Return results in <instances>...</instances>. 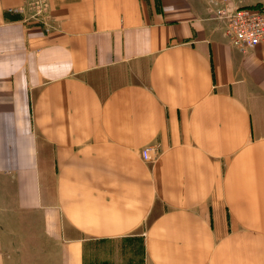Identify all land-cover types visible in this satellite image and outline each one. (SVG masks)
Listing matches in <instances>:
<instances>
[{"label": "crops", "instance_id": "0c3cea01", "mask_svg": "<svg viewBox=\"0 0 264 264\" xmlns=\"http://www.w3.org/2000/svg\"><path fill=\"white\" fill-rule=\"evenodd\" d=\"M210 1L0 0V264H264V44Z\"/></svg>", "mask_w": 264, "mask_h": 264}, {"label": "built area", "instance_id": "2783aa9c", "mask_svg": "<svg viewBox=\"0 0 264 264\" xmlns=\"http://www.w3.org/2000/svg\"><path fill=\"white\" fill-rule=\"evenodd\" d=\"M35 9V16H43L46 0H23ZM229 0H211L209 12L231 47L243 52L264 44V0L255 7L230 5ZM161 154L157 143L145 145L140 155L143 161L153 163Z\"/></svg>", "mask_w": 264, "mask_h": 264}, {"label": "rangeland", "instance_id": "374dc122", "mask_svg": "<svg viewBox=\"0 0 264 264\" xmlns=\"http://www.w3.org/2000/svg\"><path fill=\"white\" fill-rule=\"evenodd\" d=\"M86 250V253L90 252V256L85 258L86 264H141L142 262L138 241L126 240L121 246L118 244L117 246H106L104 244L94 245ZM94 252L97 254L96 257L93 256Z\"/></svg>", "mask_w": 264, "mask_h": 264}]
</instances>
